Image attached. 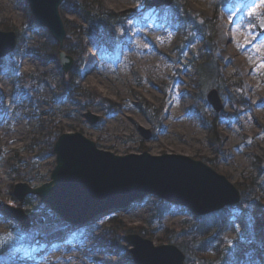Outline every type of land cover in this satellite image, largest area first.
<instances>
[{
  "label": "rangeland",
  "instance_id": "1",
  "mask_svg": "<svg viewBox=\"0 0 264 264\" xmlns=\"http://www.w3.org/2000/svg\"><path fill=\"white\" fill-rule=\"evenodd\" d=\"M102 3L128 16L116 27L121 41L112 51L87 39L81 58L73 62L78 84L96 97L91 101L61 88L65 74L57 48L49 52L51 34L31 21L28 2L0 0V21L14 25L20 37L0 59V81L5 80L0 90V203L19 205L13 194L17 183L38 187L49 181L52 146L61 133L79 131L117 155L183 154L207 163L238 188V203L203 216L226 208L232 217L223 241L260 247L255 264H264V245L256 241L255 228L264 217V34L256 29L264 0H173L166 8L149 10L144 0ZM64 16L72 20L75 13L67 7ZM211 18L215 34L206 45L207 33L198 25ZM200 48L211 49L212 66L226 88L219 91L218 82L198 87L194 73ZM211 88L222 98L218 113L206 100ZM87 110L99 117L96 124L84 117ZM210 125L216 128L214 137ZM140 126L150 129L148 140ZM21 208L32 217L28 228L0 212V264H135L127 233L141 232L154 245L167 244L166 235L190 227L198 217L155 195L77 223H66L34 194L26 195Z\"/></svg>",
  "mask_w": 264,
  "mask_h": 264
},
{
  "label": "water",
  "instance_id": "2",
  "mask_svg": "<svg viewBox=\"0 0 264 264\" xmlns=\"http://www.w3.org/2000/svg\"><path fill=\"white\" fill-rule=\"evenodd\" d=\"M26 1L33 22L46 28L57 42L59 65L67 74L74 61L62 50L66 29L59 8L63 0ZM172 2L144 0V6L146 10L166 8ZM256 29L259 36L264 34V13L256 22ZM16 43L14 30L0 29V59L12 52ZM206 100L216 113L222 110L223 102L217 89H209ZM84 117L91 125L99 119L89 110ZM139 131L145 140L151 137L150 129L140 126ZM52 150L55 164L49 181L38 187L17 183L13 194L19 205L12 207L0 203V212L17 220L24 228L31 224L30 217L21 208L27 194L37 195L41 202L70 223L126 209L148 195L185 207L194 216L209 214L240 200L238 188L225 175L187 155H151L147 151L117 155L100 148L79 131L59 134ZM35 222L42 224L43 221L37 219ZM124 238L130 244L129 252L135 264H186L185 255L177 245H154L150 239L134 232L127 233Z\"/></svg>",
  "mask_w": 264,
  "mask_h": 264
},
{
  "label": "trees",
  "instance_id": "3",
  "mask_svg": "<svg viewBox=\"0 0 264 264\" xmlns=\"http://www.w3.org/2000/svg\"><path fill=\"white\" fill-rule=\"evenodd\" d=\"M67 7L71 8L75 13V17L72 20L64 16ZM59 10L68 35L64 52L70 55L74 62L81 58L83 44L87 39L92 40L105 51H112L116 44L121 41L116 27L124 22V19L128 16L126 12H115L107 9L103 5L102 0H63ZM29 14L32 21L33 16L30 11ZM215 27L216 25L212 18L204 19L198 25V30L207 33L205 37L206 45L213 42ZM0 29L14 30L17 34V42L19 41L20 37L14 25L0 21ZM47 39L51 45L49 52H53L58 46L57 42L48 33ZM70 40L72 44L68 43ZM210 50V48L199 49L200 57L195 64L194 76L197 78L199 88H202L207 83L218 82L215 86L220 91L219 88H226V85L222 83L224 79L221 78L219 72H216L212 66L213 61L207 52ZM56 56L54 52L53 57L55 58ZM63 78L61 88L67 95H79L86 100H95L96 97L93 93L83 89L78 84L75 67H72L67 74L63 75ZM218 79L220 81H217ZM220 93L221 95L225 94V92ZM102 101L108 103L109 106H113L108 100L102 99ZM209 129L210 137H214L216 134L215 126L210 125ZM231 217L232 215L226 208L207 216H198L196 217L197 221L193 225L181 228L172 235H166V240L163 241L173 242L179 246L184 251L186 264H255L257 262L255 258L261 251L260 247L252 246L247 248L244 242L237 241H233V245L229 246L223 241L222 235L227 229ZM30 218L32 219V217ZM260 225H262V221L261 224L257 223L255 225V228L259 231V234L256 235V241L264 245V228ZM126 230L128 232L131 231L127 227ZM134 233L144 236L141 232ZM207 251H211V254H207Z\"/></svg>",
  "mask_w": 264,
  "mask_h": 264
},
{
  "label": "bare ground",
  "instance_id": "4",
  "mask_svg": "<svg viewBox=\"0 0 264 264\" xmlns=\"http://www.w3.org/2000/svg\"><path fill=\"white\" fill-rule=\"evenodd\" d=\"M5 88V80L2 82V81H0V90H3ZM40 242V240H36L32 245V247H34L36 244H38ZM39 253H41V251L40 250H38L37 251V253L36 254H39Z\"/></svg>",
  "mask_w": 264,
  "mask_h": 264
},
{
  "label": "snow or ice",
  "instance_id": "5",
  "mask_svg": "<svg viewBox=\"0 0 264 264\" xmlns=\"http://www.w3.org/2000/svg\"><path fill=\"white\" fill-rule=\"evenodd\" d=\"M4 240V238L3 237H0V242H2Z\"/></svg>",
  "mask_w": 264,
  "mask_h": 264
}]
</instances>
